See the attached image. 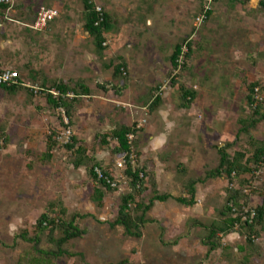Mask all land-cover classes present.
<instances>
[{"label":"rangeland","instance_id":"obj_1","mask_svg":"<svg viewBox=\"0 0 264 264\" xmlns=\"http://www.w3.org/2000/svg\"><path fill=\"white\" fill-rule=\"evenodd\" d=\"M96 1L113 19L101 53L92 37L69 45L65 41L69 37L61 33L62 24L49 41L31 40L17 46V51H0V66L18 71L31 86L39 88L44 79L49 84L86 82L91 95L80 99L70 128L88 156L109 166L115 164L117 157L111 148L103 147L96 136L137 123L141 131L135 137V149L140 156L135 160L151 175L144 199L152 197L154 191L177 198L189 180L203 179L207 171L218 166L216 147L233 143L229 154L243 152L249 157L252 146L264 141V122L251 130V135L240 132L241 120L251 114L249 85H264V46L252 44L256 30L247 33L246 22L257 4L246 8L247 16L242 4L218 0L211 20L201 23L200 0ZM55 7L62 8L60 2ZM69 7L76 14L72 20L82 24L83 0H70ZM63 16L57 23L63 18L65 22ZM184 40L192 42L193 55L186 69L172 74L179 77V84L197 92V99L187 109L181 107L179 87L171 85L169 75L170 57ZM122 63L127 76L116 77L115 67ZM124 85L121 93L114 89ZM152 94L163 95L157 111L150 109ZM65 130L58 113L41 94L25 90L11 94L0 89V136L8 138L6 147L0 149V264H19L31 250L23 241L16 249L10 245L15 234L34 228L51 203L61 205L67 217L92 215L79 222L86 234L66 246L73 257L56 264H118L123 260L130 264H264V230L255 240L256 249L248 246L245 236L233 234L223 238L227 249L207 257L204 239L209 233L193 223L199 220L210 225L221 220L230 188L225 176L198 185V202L193 207L174 198L156 202L147 218L157 223L143 227L140 239L129 238L122 227L111 228L108 222L114 219L122 194L129 191L121 170L116 173L120 191L108 193L100 208L91 201L93 182L86 166H75L72 154L64 147L65 138L57 140L60 146L51 160H41L50 131L59 135ZM257 176L253 190L258 192L247 191L253 207L264 200V169ZM44 240V247L50 248L46 237ZM240 247L246 250L241 252Z\"/></svg>","mask_w":264,"mask_h":264},{"label":"trees","instance_id":"obj_2","mask_svg":"<svg viewBox=\"0 0 264 264\" xmlns=\"http://www.w3.org/2000/svg\"><path fill=\"white\" fill-rule=\"evenodd\" d=\"M218 0H215L217 2ZM232 2L248 3L249 0H230ZM214 2V3H215ZM212 9L208 11L204 22H208L213 15ZM206 5V4H205ZM204 5V6H205ZM264 10V4L259 5ZM98 4L96 0H83V10L85 24L84 29L89 35L94 38V43L98 53L105 50L106 43L105 36L113 29V19L106 11H97ZM8 9V5L0 4V21L3 18V13ZM204 7L202 8V12ZM201 12V14H202ZM102 18V21L100 20ZM98 23V24H97ZM184 47H187V52L184 53ZM193 44L188 40L177 44L170 57L171 64V85L178 86L180 91L181 107L189 108L197 99V92L190 90L184 85L178 83V76L172 73L178 70L186 69L188 67L187 60H190L193 55ZM27 69V67H26ZM126 66L124 63L115 67V76H127ZM37 81V78L32 77ZM51 83V82H50ZM25 78L20 77L17 84L11 86H0L11 94L21 90L33 91L24 86ZM126 85L114 88L117 93L125 91ZM41 94L45 99L50 109L58 113L60 125L63 128L71 127L75 122V115L77 112V105L82 97H89L91 95V88L84 80L70 82L53 81L49 84L46 79L39 82L38 85ZM106 90L105 86H100ZM115 87V86H114ZM261 89L260 96L262 100L255 98V89ZM249 94L247 96V105L251 110L248 118L241 120L240 132L251 135V130L264 122V85L260 82H255L248 87ZM151 111H157L163 103V95L152 94ZM64 116L69 120V124H65ZM141 131L137 123L132 125H122L120 128L109 132L98 134L96 138L100 141L103 147H110L112 155L117 157V162L121 159L126 161L125 167L121 172L126 177L123 181L129 191L122 194L120 204L117 207V213L114 219L108 224L111 228L122 227L124 234L129 238L142 237V229L149 223H157L154 219H148L147 214L152 211L156 202H166L170 198H174L178 203L186 207H193L197 204V186L205 184L208 180L216 179L225 176L229 180L230 188L226 204L220 211L221 220L206 225L199 220H195L193 225L195 227L206 230L209 234L204 239L205 246L208 247L207 257L219 249H227L223 245V238L233 234L245 236L248 246L256 249L255 240L260 237L259 231L264 230V200L261 205L256 207L251 206V197L248 194L249 190L254 193L258 190H253L254 180L258 177L257 174L264 169V141L252 148L254 151L247 156V153L237 152L235 156L229 154L228 150L233 147V143H229L224 147H216L219 161L218 166L206 172L204 178L191 179L188 184L184 186L185 192L180 197H173L170 194H160L154 191V195L147 200L144 196L148 192L149 177L151 176L145 170L144 166L132 164L131 156L133 154L140 156L135 149L136 135ZM58 136L57 131H50L47 136V152L43 154L42 161H49L53 158V153L59 148L60 143L56 140ZM133 137V140L130 139ZM7 136H0V149L7 145ZM250 141L255 143L253 137ZM3 142V144H1ZM253 143V144H254ZM255 145V144H254ZM64 147L72 154L74 163L77 168L86 166V172L90 180L93 182V195L91 201L97 204L100 208L104 205V199L108 193L120 191V182L116 176L118 172L117 162L115 164L106 165L103 161H99L95 156H88L87 149L83 146V142L77 140L75 136L71 137L70 142L66 143ZM85 162L87 164L85 165ZM99 170L102 177L97 173ZM179 170L183 173V168L179 166ZM250 176V177H247ZM239 181L238 184L236 182ZM116 183V186L113 184ZM121 183V185H123ZM252 188V189H251ZM264 189V185H263ZM248 191V192H246ZM138 198H142L139 200ZM61 205L51 203L47 211L38 218L34 228L30 230L26 228L14 235L13 244L10 248L16 249L21 241L29 243L31 250L26 252L20 258L19 264H56L59 260L65 257H73V254L66 247L71 241L82 238L86 231L82 230L79 222L92 215H81L76 213L72 217H67L66 210ZM45 237L50 245V248H45L43 243ZM53 246V248L51 247ZM241 252L246 248L240 247ZM82 256V255H81ZM118 264H130L123 260Z\"/></svg>","mask_w":264,"mask_h":264},{"label":"crops","instance_id":"obj_3","mask_svg":"<svg viewBox=\"0 0 264 264\" xmlns=\"http://www.w3.org/2000/svg\"><path fill=\"white\" fill-rule=\"evenodd\" d=\"M56 2H60L61 9L55 7ZM200 2L204 7L206 0H200ZM69 4L70 0H12V3L8 5V9L5 10L3 13L4 16L0 21L2 23V26L0 27V51H17V46H23V44H26L31 40L35 43L40 39L49 41L50 39L55 38L56 29L60 24H62L61 27L63 29L61 32L62 35L69 37H66L68 40H65L69 45H78L82 38L91 37L84 29L85 20L84 22L82 21V24L81 22L72 20L75 19L74 17L76 14L70 9ZM239 4L243 5V14L247 16L248 13L246 14V8L254 5L253 2ZM255 7L256 12L251 14L250 19L247 17L248 19L246 20L248 24L247 33L256 30L252 44L264 46V10L261 9L259 5ZM42 8L56 9L59 12V16L48 25L44 32L40 33L38 31L35 32V30L32 29V26ZM61 16L66 18L65 22L63 18V22L57 23V19ZM251 21L254 23L251 24ZM235 28H238V30L242 29L240 25H236ZM83 32H85V36H83ZM2 69L6 68L0 66V70Z\"/></svg>","mask_w":264,"mask_h":264},{"label":"built area","instance_id":"obj_4","mask_svg":"<svg viewBox=\"0 0 264 264\" xmlns=\"http://www.w3.org/2000/svg\"><path fill=\"white\" fill-rule=\"evenodd\" d=\"M257 5H262L264 4V0H249ZM215 2V0H206V5L204 6V11L202 12V14L198 17V21L199 22H204L206 15L208 13L209 10L212 9V4ZM12 3V0H0V4H4V5H10ZM97 11L100 12V14L102 15V8L98 7ZM59 16V12L56 9L53 8H42L39 13L38 16L36 18V21L34 22L32 29L35 31H43L45 30L48 25L54 21L57 17ZM102 21V18L100 19ZM98 24V23H97ZM2 26V23L0 22V27ZM187 47H184V53L187 52ZM20 78V74L18 71L13 70V69H2L0 70V86L6 85V86H11L14 84H17L18 79ZM24 86L30 88L33 93L35 95L39 94L40 89L34 86H31L30 84L25 83ZM256 92V96L255 98L257 100H262L263 96H260L261 94V89L256 88L255 89ZM264 94V93H263ZM64 122L66 123V125L69 124V120L66 116H64ZM72 137V131L71 128H67V130H65V132L60 133L57 137L56 140H62V139H66L65 143L70 142ZM131 140H133V137H130ZM135 157L136 155L133 154L131 156V162L132 164H135ZM126 161L124 159H121L117 162V170H121L125 167ZM97 173L100 175V177H102V173L99 170H96ZM121 178L123 180L126 179V177L124 175H121ZM113 186H116V183L113 184ZM247 192V191H246Z\"/></svg>","mask_w":264,"mask_h":264}]
</instances>
